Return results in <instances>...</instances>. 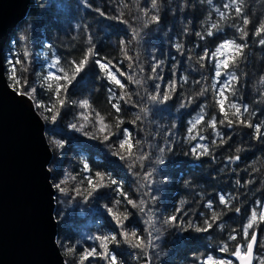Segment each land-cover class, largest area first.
<instances>
[{
    "label": "trees",
    "instance_id": "1",
    "mask_svg": "<svg viewBox=\"0 0 264 264\" xmlns=\"http://www.w3.org/2000/svg\"><path fill=\"white\" fill-rule=\"evenodd\" d=\"M44 2L31 1L24 29L30 22L34 25L29 34L21 25L16 27L4 49L3 59L11 85L14 81L9 77L15 69L20 81L15 87L18 91L29 95L36 89L30 96L45 122L48 143L49 138L64 141L63 147L52 150L49 167L55 165L51 171L54 187L64 181L61 187L69 188L68 193H62L55 187L54 209L56 239L66 264H80L79 258L85 250L99 249V242L94 238L102 235L118 237V243L109 247L122 264L146 261L150 264H202L206 255L235 260L221 254L216 245L221 237L239 236L246 216L259 208L258 201L264 200V138L258 139L252 128L239 122L233 127L219 124L216 131L220 136L204 126L203 121L192 133L188 129L201 108L205 119L211 116L223 119L215 103L218 90L212 87L218 82L214 79V64L211 56L204 54L214 51L225 39H236L245 45L243 55L227 70L234 72L237 80L234 89L226 95L231 103L248 107L249 111L243 113L241 119L255 125L264 123V45L259 43L261 37L255 35V29L264 21V0H211V3L209 0H157L155 9L151 0H139V3L136 0ZM241 6L242 13L238 16L235 7ZM65 10L67 14L63 13ZM154 15L159 17L158 21L145 26L144 21H150ZM244 19L249 20L248 25L243 23ZM213 24L219 25V29H213ZM238 29L248 33L243 40L239 39ZM21 30L25 32L22 36ZM210 30L214 32L211 37L207 36ZM198 32L203 38L196 35ZM89 48L96 55L81 72L72 73L70 65L82 58ZM35 55L41 57V63L32 64ZM98 59L102 63L111 61L110 70L114 74L123 73L117 74V79L125 85L124 89L109 80L96 64ZM56 60H60L59 67L64 71L57 73L53 68L54 74L67 73L74 77L70 82L59 81L62 86L67 84L66 90L59 94L65 101L63 107L42 79L49 71L48 66ZM137 79L140 84L134 82ZM227 80L226 75L220 78L221 82ZM173 83L176 88L170 100L160 103L149 99L157 94L156 85L168 90ZM202 90L204 94L200 95ZM113 94L125 96L119 101L120 112L111 107ZM128 96L132 103L128 102ZM84 99L108 123L113 124L117 119L124 121L121 128L129 130L133 141H139L135 152L137 156L145 155L143 162L134 156L121 159L120 155L113 154L117 151L114 143L122 137L117 135L105 141L96 133L93 124L82 119V114H87L92 120V113L72 103ZM189 100L192 102L188 103ZM181 104L185 106L180 107ZM141 108L147 109V115ZM57 109L60 115L52 120L50 117ZM135 115L140 119L136 120ZM72 124L78 128L87 124L84 131L93 133L95 138L73 130ZM190 135L205 138L190 141ZM197 144L208 145L209 154L194 155L191 148ZM160 149H165L163 155ZM157 157L164 162L157 164ZM233 157L239 159H231ZM84 162L89 164L91 172L83 170ZM97 172L106 175V184L110 176L117 185L102 188L85 198L87 184L84 181L89 176L95 178ZM121 192L137 204L144 201V211L127 205ZM220 195L228 199L229 207L234 205L242 211L235 213L220 205ZM118 200L121 201L119 210L130 213L123 227L106 210V206L117 207L115 201ZM208 203L213 204L212 209L206 207ZM178 208L196 226H203L205 216L210 219L212 212L223 211L213 228L198 233L188 228L187 223L183 228L164 224L169 216L180 215L175 211ZM221 224L223 228L219 227ZM122 231H136L143 240V247L133 248L125 243L119 236ZM256 232L258 238L264 240V224L257 225ZM242 239L239 236V241ZM161 253L166 255L157 258ZM256 254L264 255V249L257 247ZM84 264H107V261L93 257Z\"/></svg>",
    "mask_w": 264,
    "mask_h": 264
},
{
    "label": "snow or ice",
    "instance_id": "2",
    "mask_svg": "<svg viewBox=\"0 0 264 264\" xmlns=\"http://www.w3.org/2000/svg\"><path fill=\"white\" fill-rule=\"evenodd\" d=\"M155 0H151V3L154 5ZM236 2V0H234ZM209 3H211V0H209ZM227 7V5H226ZM155 9V7H152ZM235 12L239 16L242 13V6L241 7H235ZM223 18V16H222ZM158 16H153L152 20L153 22L158 21ZM243 23L245 25L249 24L248 19H244ZM219 25L213 24V29H219ZM240 31L241 35L239 39L243 40L245 36L248 35L247 31L244 29H238ZM198 37L203 38L201 33H196ZM214 35L213 31H208L207 36L211 37ZM255 35L257 37H261L259 39V43L261 45H264V21H261L259 24V27L255 29ZM179 48V46H177ZM244 47L242 43H238L236 39L228 40L225 39L222 43H220L214 51L206 52L205 56H211L212 62L214 64L215 68V75L214 79L217 80V83H214L212 85L213 89H217V98H216V106L218 109V112L222 114L223 119H219L216 116H211L208 119H205L203 108L200 109V114L197 115V117L191 122L192 127L188 129L189 133H192L194 129H196L197 125H201V122H204V126L207 128H210L213 131H216L219 124H225L228 127H233L236 122H239L245 127L252 128L254 131V135L260 139L264 138V123H261L259 125H255L252 123H247L246 119H241L243 113H247L249 111L248 107L241 108L236 103H231L229 99V95H226V92H229L230 90L234 89V82L237 80V75L234 72L227 71L230 68V65H235L238 61V59L243 55ZM228 52H231L232 54L229 56L227 55ZM96 55L91 48H89L88 52L79 60L75 62L74 65H70V69L72 73H79L81 70L85 67V65L89 62L90 58ZM201 60L204 59V56L200 57ZM16 63H19L17 61ZM60 60L54 61L52 64H50L49 71L46 76H44L42 79L46 82L47 88L49 91H54L57 95V102L60 105V107H63L65 104V101L63 99L59 98V94L66 90L67 84L65 83L63 86L59 83V81L64 80L66 82H70L73 76H69L67 73H64L63 76L54 74L51 69L56 68L57 73L63 72L64 70L59 67ZM96 64L98 67L106 74V76L109 78V80L117 85L120 89H124L125 85L121 83L119 79H117L118 75H123V73H117L114 74L113 71L110 70L111 61H104L103 63L98 59L96 60ZM153 71L155 72L156 69L154 68ZM222 75H226L228 77L227 81H220V78ZM9 79H12L14 81L13 85H10V87L15 88L20 84L19 79L15 76V69H13L12 75L9 77ZM129 80L132 79V77H128ZM55 82V84H54ZM137 84V81H134ZM176 85L175 83L170 84L168 87V90L161 89L160 85H156V93L153 95V99L157 102L163 103L165 101L170 100L172 97L169 95V93H172L175 91ZM36 89H32L29 95H34ZM205 90H202L200 95L204 94ZM23 95L24 93H20ZM127 94V93H125ZM234 91H232V95H234ZM126 96V95H125ZM125 96H116L113 94L112 99L114 102H112L111 107L116 111H121V105L119 101H122L125 99ZM192 101L189 100L188 103H191ZM74 105L78 106L81 109L87 110L88 112L92 113V120H89V116L87 114H82V119L85 121H88L89 123H92L95 127L96 133H99L102 138L105 141L110 140L112 137H116L117 135L121 136L122 139H119L114 143V147H116L117 151L114 152V155H120L121 159H126L128 157H132L133 153L135 152V149L137 147V141H133L132 134L129 132L126 128H121V124L124 123L123 120L117 119L115 123L110 124L106 121L105 117L102 116L100 113L95 112L92 109V106L89 104V101L87 99L80 100L78 102H72ZM37 107L43 108L44 105L37 104ZM53 108H56V105H53ZM46 111H52L51 109H45ZM60 115L59 110L57 109L53 114L51 115V119L55 120ZM87 127V124L82 125L79 130H84V128ZM216 135L220 136V132L216 131ZM95 138V136L93 137ZM197 138L203 140L205 137L203 135H200L199 137L195 135H190L189 140H196ZM223 142V141H222ZM215 143V142H213ZM165 151V149H163ZM239 151V150H237ZM126 153V155L121 153ZM191 152L195 155H201L206 156L209 154V146L204 144H197L191 148ZM231 159H239V157H233ZM83 170L85 172H91V169L89 167V164L87 162L83 163ZM75 179V177H73ZM106 175L103 173L97 172L95 174V178L92 176H89L84 183L87 184V188L84 191L85 198L92 197L94 194L98 192V190L111 186V185H117V181L112 179L110 176L107 177V184L105 183ZM64 183V181H62ZM239 183V181H237ZM57 189L64 193L63 188L60 185H55ZM77 195L81 194V191L79 188L76 189ZM121 197L127 200V205H130L132 208H139L141 212L144 211L143 204L144 201H140L139 204H137L135 201H133L130 197H127L125 193L121 192ZM219 204L223 205L225 208H229L230 211H234L235 213H240L242 209L240 207H235L232 205L229 207V201L224 195H220L218 197ZM121 201H115V204L117 207H110L106 206V210L110 216L114 220L117 221L121 227H123L124 221L129 218L130 213L127 210L120 211L118 206L120 205ZM183 203V202H182ZM259 208L251 210L250 214L246 216V222L242 224L240 230H239V236H242V241H239V236L237 234H229L227 238L221 237V241L217 243L216 250H218L221 254H224L229 257H234L233 259H224V258H217L213 255H206V259L202 261V264H264V255L257 256L256 254V248L259 247L260 249H264V240H261L258 238L257 232H256V226L260 224H264V200L258 201ZM207 208L212 209L213 204L208 203L206 205ZM177 213H180V215H172L169 216L165 222L167 224H172L178 227L183 228L184 224L187 223L188 228L194 229L196 232H208L209 229L213 228V224L220 220L221 213L212 212L211 218L209 219L207 216L204 218V225L203 226H196L191 221H188L184 214L182 213V209H175ZM219 227L223 228V225H219ZM235 231V230H233ZM120 237L123 238V241L130 245L133 248H142L143 247V240L139 237L138 233L136 231L128 232V231H122L119 234ZM96 241L99 242V249L96 247H92L88 250H85L83 255L80 256V264H84L85 260H88L89 258L98 257L102 260H106L107 264H122V261L118 259V255L114 254L113 250L110 249L109 244H116L118 243V237L113 235H102L97 236L94 238ZM239 241V242H238Z\"/></svg>",
    "mask_w": 264,
    "mask_h": 264
},
{
    "label": "water",
    "instance_id": "3",
    "mask_svg": "<svg viewBox=\"0 0 264 264\" xmlns=\"http://www.w3.org/2000/svg\"><path fill=\"white\" fill-rule=\"evenodd\" d=\"M31 1L0 0V264H66L56 239L45 122L32 97L10 87L3 59Z\"/></svg>",
    "mask_w": 264,
    "mask_h": 264
},
{
    "label": "clouds",
    "instance_id": "4",
    "mask_svg": "<svg viewBox=\"0 0 264 264\" xmlns=\"http://www.w3.org/2000/svg\"><path fill=\"white\" fill-rule=\"evenodd\" d=\"M136 2L139 3V0H136ZM153 6H154L155 8L157 7V0H155L154 5L152 4V7H153ZM151 22H153L152 19H151L150 21H149V20H146V21H144V25L147 26V24H148V23H151ZM135 81H137V84H140V80L137 79V80H135ZM125 95H128V94H125ZM169 95L171 96V93H169ZM149 99H150L151 101H155V100L153 99V95H151V96L149 97ZM128 102H129V103H132V100H131V97H130V96H128ZM184 106H185V105H183V104L180 105V107H184ZM141 112L144 113L145 115H147V109H146V108H141ZM47 119H48V118L45 117V120H47ZM135 119H136V120H139V119H140V116H139V115H135ZM71 127H72L73 130H75V131H80V132H81L82 134H84V135H89L91 138L94 137V134H93V133L85 132L84 130H79V128L77 127L76 124H72ZM49 144H50V146H51V150L55 151L56 149L63 147L64 141H61V140H59V139H52V138H49ZM137 144H139V141L137 142ZM237 150H239V149H237ZM160 153H161V155H163V153H164L163 149H160ZM133 156L136 157L140 162H143L144 159H145V155H144V154H140V155L137 156V153L134 152V153H133ZM155 162H156L157 164H162L164 161H163V159L157 157ZM54 167H55L54 164L51 165V166L49 167V171H52ZM61 184H63L62 181H61L60 183L56 184V185H60V186H61ZM62 188H63L64 193H68V192H69V188H68L67 186L62 187ZM56 189H57V187H56ZM164 224H167V223L164 221ZM168 227H172V225H168ZM57 243H59V241H57ZM144 250L147 251L146 248H145ZM69 251H71V250H69ZM160 255H166V253L158 254L157 258H159Z\"/></svg>",
    "mask_w": 264,
    "mask_h": 264
},
{
    "label": "rangeland",
    "instance_id": "5",
    "mask_svg": "<svg viewBox=\"0 0 264 264\" xmlns=\"http://www.w3.org/2000/svg\"><path fill=\"white\" fill-rule=\"evenodd\" d=\"M43 2H44V0H43ZM44 4H45V2H44ZM71 7L73 8V11H74V5H71ZM63 13H68V11L67 10H65V12L63 11ZM69 14H71V11H69ZM24 21V20H23ZM21 22L18 26H20L21 25V27L23 28V30H27L28 31V34H29V32H30V30H31V26H33L32 25V22H30L29 23V25L30 26H28V27H26L25 29H24V26H25V21L24 22ZM34 22V21H33ZM23 30H21V31H23ZM24 31L23 32H21V36L22 35H24ZM19 34H20V32H19ZM13 35V34H12ZM33 60H34V62L32 63V64H38V63H41V57L40 56H37V55H35L34 57H33ZM36 84V83H35ZM37 85V84H36ZM38 111V110H37ZM39 113V112H38ZM40 114V113H39ZM257 235H258V237H259V234L257 233Z\"/></svg>",
    "mask_w": 264,
    "mask_h": 264
}]
</instances>
